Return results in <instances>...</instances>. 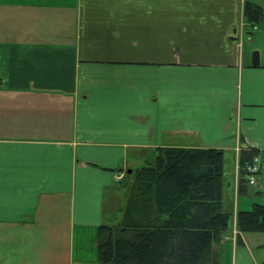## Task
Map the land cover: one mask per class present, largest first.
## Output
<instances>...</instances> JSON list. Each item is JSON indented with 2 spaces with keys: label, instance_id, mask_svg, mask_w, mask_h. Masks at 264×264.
<instances>
[{
  "label": "crops",
  "instance_id": "1",
  "mask_svg": "<svg viewBox=\"0 0 264 264\" xmlns=\"http://www.w3.org/2000/svg\"><path fill=\"white\" fill-rule=\"evenodd\" d=\"M246 2L264 8L0 0V264H98L99 228L161 147L224 152L233 219L210 264H264V233L236 219L254 204L240 151L264 160V18L250 23Z\"/></svg>",
  "mask_w": 264,
  "mask_h": 264
},
{
  "label": "trees",
  "instance_id": "2",
  "mask_svg": "<svg viewBox=\"0 0 264 264\" xmlns=\"http://www.w3.org/2000/svg\"><path fill=\"white\" fill-rule=\"evenodd\" d=\"M244 15L260 22L264 8L246 2ZM259 154L242 149L240 170ZM224 164L215 148H158L154 163L134 172L122 219L99 228L98 264H210L233 219L223 204ZM247 188L242 179L240 192ZM236 219L240 232L264 233V204Z\"/></svg>",
  "mask_w": 264,
  "mask_h": 264
},
{
  "label": "rangeland",
  "instance_id": "3",
  "mask_svg": "<svg viewBox=\"0 0 264 264\" xmlns=\"http://www.w3.org/2000/svg\"><path fill=\"white\" fill-rule=\"evenodd\" d=\"M260 1L264 2V0H260ZM253 51H255V49L252 50L251 52L253 53ZM231 167H232V162L230 163L229 161H227L225 163V175H224L225 176V182H226V185H225L226 189H227V182L231 181V178H232V168ZM128 179H130V177ZM129 182H130V180H129ZM126 188H127L126 190L128 191L126 196H124L123 194L119 193L121 195V196H119L120 200L121 199H124V201H125V199L127 200L130 187L126 186ZM254 189H256V190L254 191ZM248 190H250V194L246 195V196L251 200V203L260 202L259 200L262 201V204L264 203V170H263V173L261 175H259V187H258V185L250 187V188L248 187ZM252 191H254V192H252ZM246 196L245 195H240V197H242V198H244ZM118 209H120V204L119 203H118ZM251 209H252V207H251ZM122 214L123 213L121 212V218L120 219H122ZM120 219H118V221H116L115 223H118L120 221Z\"/></svg>",
  "mask_w": 264,
  "mask_h": 264
},
{
  "label": "built area",
  "instance_id": "4",
  "mask_svg": "<svg viewBox=\"0 0 264 264\" xmlns=\"http://www.w3.org/2000/svg\"><path fill=\"white\" fill-rule=\"evenodd\" d=\"M264 168V163L259 156L254 158L250 164H246L243 171L245 174L247 186H256L259 182V175Z\"/></svg>",
  "mask_w": 264,
  "mask_h": 264
},
{
  "label": "water",
  "instance_id": "5",
  "mask_svg": "<svg viewBox=\"0 0 264 264\" xmlns=\"http://www.w3.org/2000/svg\"><path fill=\"white\" fill-rule=\"evenodd\" d=\"M252 65L259 66L260 65V55L259 51L255 50L252 53ZM132 172V171H129Z\"/></svg>",
  "mask_w": 264,
  "mask_h": 264
}]
</instances>
